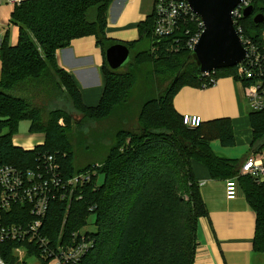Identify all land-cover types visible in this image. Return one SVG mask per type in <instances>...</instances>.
Instances as JSON below:
<instances>
[{
	"label": "trees",
	"instance_id": "1",
	"mask_svg": "<svg viewBox=\"0 0 264 264\" xmlns=\"http://www.w3.org/2000/svg\"><path fill=\"white\" fill-rule=\"evenodd\" d=\"M248 1L254 12L242 17L237 26L242 28V37L264 53V21H254L256 14H264V0ZM112 2L24 0L15 5L11 16V23L19 27L18 43H9L7 31L0 45V164L43 170L45 156L53 155L66 177L93 166L103 175L102 181L93 175L70 197L51 199L42 227L49 246L68 250L82 242L88 244L78 260L64 264H194L198 219L208 214L192 167L195 159L205 164L215 179L238 176L257 213L255 249L264 253V182L240 175L243 162L222 157L211 146L214 140L223 146L235 145L232 121L220 118L190 128L174 106V96L181 88L201 87L208 80L188 45L201 32V20L192 15L182 17L171 35L159 38L154 34L153 10L139 24L137 40L117 42L106 33ZM85 36H95L104 53L117 43L134 53L123 69L104 63L106 86L96 106L84 103L80 88L59 65L57 56L60 49ZM237 72V67L221 69L215 77L233 76L244 85L252 82ZM143 76L151 88L135 125L130 128L121 121L101 165L94 162L76 170L71 114L63 109L45 113L46 106L35 100L53 102L64 94L84 117L102 119L116 114L118 107L128 108ZM22 120L30 121L31 133L45 134L44 143L33 149L14 143ZM250 121L252 147L258 150L264 147V111H251ZM25 213L17 210L9 218L21 221ZM91 224L95 229L85 230ZM16 245L0 242L7 264L16 262ZM28 248L27 255L35 256L39 264L50 262L37 246Z\"/></svg>",
	"mask_w": 264,
	"mask_h": 264
},
{
	"label": "crops",
	"instance_id": "2",
	"mask_svg": "<svg viewBox=\"0 0 264 264\" xmlns=\"http://www.w3.org/2000/svg\"><path fill=\"white\" fill-rule=\"evenodd\" d=\"M154 6L155 0H113L108 10V38L123 43L137 40L139 24L153 13ZM14 7L7 0H0V45L11 27L15 28L17 36L11 45L18 43L19 27L11 23ZM57 56L59 65L70 72L80 88L84 103L98 105L106 86L103 69L106 53L98 45L96 37L74 39L68 47L60 49ZM1 75L0 57V78ZM173 102L179 113L201 116L203 122L220 118L232 121L235 145L223 146L220 140H214L211 146L216 154L242 163L253 152L254 134L250 121L253 110L241 80L233 76H219L207 87L184 86L174 96ZM13 140L16 145L22 140L24 144L19 146L33 149L37 144L44 143L45 134L29 133L14 136ZM192 167L208 210L206 216L198 219L194 264H264V253L258 252L254 246L257 213L248 202L240 180L237 198L228 199L225 179L213 178L208 167L198 160L192 161ZM261 180L264 182V174ZM26 257L24 264L35 256ZM36 264H39L38 260ZM50 264L56 263L52 261Z\"/></svg>",
	"mask_w": 264,
	"mask_h": 264
},
{
	"label": "built area",
	"instance_id": "3",
	"mask_svg": "<svg viewBox=\"0 0 264 264\" xmlns=\"http://www.w3.org/2000/svg\"><path fill=\"white\" fill-rule=\"evenodd\" d=\"M24 0H7L13 6ZM250 5L249 1L240 4L234 10V23L239 33L241 26H237L243 17L244 8ZM155 30L154 34L159 38L171 35L178 27L182 17L188 15L196 16L190 8L188 0H155ZM202 30H203V23ZM202 30L188 41L193 49L198 41ZM264 36V33H263ZM248 49L247 58L237 67L241 78L252 80L245 85L249 99L250 108L253 111H264V53L249 39L242 38ZM204 73L208 80L202 85L209 86L216 80L217 71ZM184 123L190 128H196L203 122L201 116L185 114ZM63 123V121H60ZM43 170L21 169L12 164H0V242H15L13 248L15 255L19 254V262H22L28 253V246L35 245L39 248L44 259H50V264H64L78 260L85 252L88 244L82 242L72 249H63L49 246V240L42 231L44 219L49 209L51 199L59 195L62 198L70 197L75 188L84 186L90 182L96 171L87 170L64 176L53 155L45 156ZM95 172V173H94ZM264 174V147L253 152L245 159L240 175H249L261 180ZM262 181V180H261ZM226 195L228 199L237 198L240 191L238 176L231 177L225 181ZM60 192V193H59ZM17 210H23L22 220L11 221L9 215ZM28 245V246H27ZM0 264H7L0 248Z\"/></svg>",
	"mask_w": 264,
	"mask_h": 264
},
{
	"label": "water",
	"instance_id": "4",
	"mask_svg": "<svg viewBox=\"0 0 264 264\" xmlns=\"http://www.w3.org/2000/svg\"><path fill=\"white\" fill-rule=\"evenodd\" d=\"M247 0H188L191 10L202 20L203 30L192 49V56L201 73L233 68L241 64L248 49L234 23V10ZM252 5L244 9L243 17L253 14ZM256 24L264 21V14L254 16ZM130 48L117 43L106 50V61L112 69H119L130 58Z\"/></svg>",
	"mask_w": 264,
	"mask_h": 264
},
{
	"label": "rangeland",
	"instance_id": "5",
	"mask_svg": "<svg viewBox=\"0 0 264 264\" xmlns=\"http://www.w3.org/2000/svg\"><path fill=\"white\" fill-rule=\"evenodd\" d=\"M239 34L241 38H243L241 33ZM15 36H16V30L15 28L11 27L9 32L10 44ZM133 54H134L133 52L130 54V58L133 57ZM125 65H123L119 69L125 68L124 67ZM149 88L151 87L150 84L147 81H145V76L141 77L140 82H138L134 90V94L130 100L128 108L126 106L118 107L116 114L109 115L102 119H93V118L84 117L82 113L75 110L72 102L64 94L61 96L59 95L60 97H58V99L53 102H50L48 100L44 101L43 98H38L35 100V102L37 104L43 103V105L46 106L45 113L49 114V112L53 109H63L71 114L74 123L72 130L70 131V138L73 143V148L76 157L74 166L75 169L78 170L94 162H96L97 165L98 164L101 165V162L108 155L109 150L113 144V140H114L113 137L117 127L121 125L123 122H124L123 124L124 126L130 128L135 125L136 123L135 120L138 119V116L143 106V102L145 101V99L148 98L145 97V95H147V93L150 91ZM125 119H129L126 120L128 123H125ZM29 133L31 134L30 121L22 120L19 124L18 131L15 134V136H26L29 135ZM18 144L23 145L24 142H22V140H19ZM216 144L221 146L219 141H216ZM92 171H96V173L94 172L95 173L94 176L95 177L98 176V181H102L103 175L98 174V170L95 168V166H93ZM87 229L90 230L95 229L94 224L88 225L85 228V230ZM15 256H16L15 264H20L19 263L20 255L17 254ZM29 259L30 261L28 264H36V261L38 260L35 257Z\"/></svg>",
	"mask_w": 264,
	"mask_h": 264
}]
</instances>
